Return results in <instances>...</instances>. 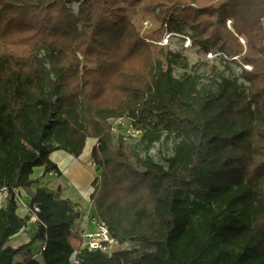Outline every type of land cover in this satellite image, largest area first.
I'll list each match as a JSON object with an SVG mask.
<instances>
[{
    "label": "trees",
    "instance_id": "1",
    "mask_svg": "<svg viewBox=\"0 0 264 264\" xmlns=\"http://www.w3.org/2000/svg\"><path fill=\"white\" fill-rule=\"evenodd\" d=\"M146 2L159 12L141 33L123 0H0V264H72L83 213L44 188L30 194V211L40 210L31 241L7 243L29 221L17 190L38 168L60 176L52 153L79 157L89 139L98 141L91 216L119 248H80L77 264H264V0ZM186 28L200 49L241 66L248 86L175 78L178 56L158 43ZM110 86L128 101H101ZM119 118L142 137L114 134ZM165 133L179 140L162 165L148 151Z\"/></svg>",
    "mask_w": 264,
    "mask_h": 264
},
{
    "label": "rangeland",
    "instance_id": "2",
    "mask_svg": "<svg viewBox=\"0 0 264 264\" xmlns=\"http://www.w3.org/2000/svg\"><path fill=\"white\" fill-rule=\"evenodd\" d=\"M125 5L128 8V12L130 14L131 19L134 21L138 29L141 33H146L150 28L152 29L155 26V22L153 19V15L158 14L159 9H156L154 6H147L146 0H123ZM70 10L74 14H78L79 12V4L76 2H72L69 5ZM231 22L228 23V27L231 28ZM191 30L189 28L185 29L183 34H168L159 42V45L168 46L172 53L176 54L177 61L173 65V75L177 79L184 78L188 74L198 75L200 87L205 89H210L214 87L215 82H219L222 77H227L231 79H239V83L242 85V88L245 89L248 86V83L241 78L242 68L241 66L225 60L222 56H217L215 51H212V57L209 56L210 52H205L200 49L199 46L195 45L191 39ZM190 41V44H188ZM240 41L245 45V40L240 38ZM147 43L150 41L147 39ZM156 59H161L164 61L163 57H159L156 54ZM235 60H239L238 57L234 58ZM90 68H95V64H89ZM139 66L138 68H140ZM137 68V69H138ZM245 69L251 70L252 67L244 66ZM127 70H133L130 66L126 68ZM83 71V70H82ZM136 78V77H135ZM112 86L104 88L100 93V100H105L106 104H115L118 100L122 99L127 102L128 97L121 95H114L111 93ZM179 139L175 136V134L168 135L164 134L161 141L159 143L154 144L148 151V155L151 156L155 162H158L162 165L166 164V159L173 155V150L175 145L177 144ZM93 142V144H92ZM95 145L94 139H89V146ZM92 146V147H93ZM94 148V147H93ZM142 157L146 156V152L143 151L141 153ZM89 160V161H88ZM88 177L92 180V185L89 189V193H93L95 189V180L98 177L97 166L94 164H90V159H88ZM18 191V190H17ZM8 194V193H7ZM7 197V196H6ZM7 199V198H6ZM91 206L88 210L82 211L83 216L77 224V233H79L81 227L83 228V224L85 223V218L88 220L90 218L91 213L94 211V206L92 201H90ZM88 208V207H87ZM90 210V213H88ZM88 213L87 216L84 214ZM29 216H33L32 212L29 210ZM37 221V220H36ZM35 221V222H36ZM75 233V232H74ZM72 235L70 240L75 247V249H80L84 244L83 239L80 234ZM124 248L130 249V245H124ZM39 259H41L39 257Z\"/></svg>",
    "mask_w": 264,
    "mask_h": 264
},
{
    "label": "crops",
    "instance_id": "3",
    "mask_svg": "<svg viewBox=\"0 0 264 264\" xmlns=\"http://www.w3.org/2000/svg\"><path fill=\"white\" fill-rule=\"evenodd\" d=\"M93 144V142H92ZM93 145L89 146V140L87 141L84 152L79 157H74L64 151H56L52 153L51 160L58 166L61 175H56L53 172L45 174L44 168H38L35 170L34 182L28 189H19L17 196L18 211L17 214L21 218L28 219L27 226L17 235L12 237L7 243V246L12 248H18L31 241L37 230V223L31 218L29 219V204L31 200V193L35 192L38 188H44L49 192L59 194L62 199H68L74 204L79 205L82 211H86L91 206L89 189L92 185V180L88 177V159L92 158ZM88 160V161H87ZM88 207V208H87ZM90 213V210L89 212ZM88 213L84 215L87 216ZM85 223L86 225V217ZM79 224V221L77 222ZM77 224L74 227L72 235H76L74 232L77 228ZM38 247V245H36ZM22 258H17V261H22Z\"/></svg>",
    "mask_w": 264,
    "mask_h": 264
},
{
    "label": "built area",
    "instance_id": "4",
    "mask_svg": "<svg viewBox=\"0 0 264 264\" xmlns=\"http://www.w3.org/2000/svg\"><path fill=\"white\" fill-rule=\"evenodd\" d=\"M188 44H190V41H188ZM212 54L213 53L211 52L209 56L212 57ZM214 54L217 56H222V54L218 52H215ZM112 132L114 134H122L125 140H139L142 137V131L136 128L132 121L125 118H119L112 121ZM94 141L96 145L98 141ZM90 160V164H92L94 161L92 158ZM7 193L8 192L6 189L0 190V208L5 205L6 198L8 197ZM39 211V207L34 206L33 211H31L33 214L31 219L33 221L37 220V214ZM86 221V225L83 226V228L81 227L79 233H77L78 228L75 230V233L78 235L80 234L84 241V244L81 246V248H87L89 251H99L106 255H112L117 250V248H119V245L117 240L110 233L108 227L96 217L90 216V218L88 217V220ZM79 253L80 251L76 250L72 255V264H77L76 259Z\"/></svg>",
    "mask_w": 264,
    "mask_h": 264
}]
</instances>
